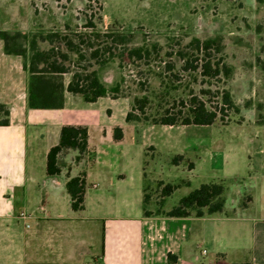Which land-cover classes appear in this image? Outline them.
<instances>
[{
    "label": "rangeland",
    "instance_id": "obj_1",
    "mask_svg": "<svg viewBox=\"0 0 264 264\" xmlns=\"http://www.w3.org/2000/svg\"><path fill=\"white\" fill-rule=\"evenodd\" d=\"M1 6L11 15L0 14V25L4 22L8 32L27 34V49L35 42L41 51L56 46L69 55L65 64L71 73L62 76L64 84L75 72L91 71H96L108 88L121 84L119 93L84 108L74 104L76 112L65 116L81 124H123L126 140L134 144V156L146 161L144 197L148 199L145 207L151 210L148 212L163 213L167 184L180 187L192 182L191 188L182 187L169 198V207L202 184L222 182L225 188L231 186L235 173L243 177L255 173L264 185V166L257 163L250 170L247 161L249 155L257 154L264 139V3L0 0ZM208 38L221 41L223 53L213 51L211 55L214 60L223 58L232 68L230 78H205L201 69H184L186 60L200 66L203 57L194 51L192 41ZM137 48L143 49L142 58L131 56ZM95 49L101 50V55L92 60ZM181 54H185L184 59ZM31 57L29 50L28 63ZM226 90L238 110L225 107L213 125L169 127L153 123L157 114L192 97L218 111ZM143 97L149 99L145 109L149 121L127 122L130 112L141 116L134 105ZM255 158L261 160L260 156ZM232 196L237 198L238 191ZM248 199L245 195L243 204Z\"/></svg>",
    "mask_w": 264,
    "mask_h": 264
},
{
    "label": "crops",
    "instance_id": "obj_2",
    "mask_svg": "<svg viewBox=\"0 0 264 264\" xmlns=\"http://www.w3.org/2000/svg\"><path fill=\"white\" fill-rule=\"evenodd\" d=\"M1 7V16L11 15ZM4 25L0 31H9ZM29 81L24 59L7 55L0 40V103L10 111L9 126L0 127V264H264L262 178L235 173L221 213L146 216V161L134 156L125 133L122 141L114 140V128L123 124H81L66 117L76 112L74 104L98 102L67 91L63 109H31ZM67 125L88 128L87 160L74 163L78 153L69 151L62 158L67 168L51 178L47 157ZM260 143L257 154L248 156L250 170L264 166V139ZM83 172L84 209L75 211L66 182ZM185 186L192 182L175 192ZM175 192L163 212L174 207L168 201ZM169 255L176 260L171 263Z\"/></svg>",
    "mask_w": 264,
    "mask_h": 264
},
{
    "label": "trees",
    "instance_id": "obj_3",
    "mask_svg": "<svg viewBox=\"0 0 264 264\" xmlns=\"http://www.w3.org/2000/svg\"><path fill=\"white\" fill-rule=\"evenodd\" d=\"M257 1L264 3V0ZM0 40L4 42L5 53L7 55L22 57L25 68L29 70V107L31 109H63L66 91L73 95L81 96L86 103H95L109 94H117L120 91V83H116L111 88H108L101 81L96 71L87 72L86 74L73 73L71 81L66 88L62 76L71 73L70 68L65 64L69 59V55L63 54L59 50L60 48L52 46L48 51H41L35 42H31L29 49H27L25 43L28 40V35L22 32L0 31ZM70 45L72 46V44ZM192 46L198 56H202L203 59L200 66H193L190 61L186 60L184 66L186 71L201 69L202 76L205 78L219 79L221 76L226 78L231 77L232 68L224 62L223 58L214 60L211 55L213 51L219 54L223 53V45L218 38L194 39ZM29 50L32 52V57L28 63L27 53ZM130 54L131 56L137 55L138 58H142L143 49H134ZM100 55L101 50L95 49L91 52V59L97 60ZM54 56L55 58H53ZM181 56L182 59L185 58V54H181ZM80 57L82 58V56ZM40 65H43L44 68H40ZM148 104V97L136 99L134 111H140L141 116L130 112L126 117V121H149L145 117V109ZM222 105L221 109L213 111L204 102L199 100L198 97H192L187 102L181 101L172 109L163 110L162 113L155 116L153 123L155 125L159 124L171 127L178 125L210 126L215 123L219 114L224 113L225 107L238 110L228 90L222 93ZM174 110L176 111L174 112ZM9 124V108L0 103V127L9 126ZM113 137L115 141H122L124 138L123 129L115 127ZM69 151H76L78 153L74 159V163H80L86 159L89 152V132L87 127L67 125L62 128L59 143L51 148L47 157V175L49 177L56 178L61 176L63 169L67 168V164L62 158ZM179 159H182V157H178ZM173 163L178 165V161ZM85 177L86 174L83 172L76 177L69 176L66 182V190L71 198V206L75 211L84 209ZM178 188L179 186L167 184L163 190L164 197H170ZM224 194L225 186L222 182L202 184L198 189L182 197L178 204L169 212L161 214L171 218H187L192 214H195L197 217H203L205 214L221 213L224 211L226 203ZM144 203L146 206L148 203L147 197H144ZM145 215L151 216L152 213L145 211ZM169 260L172 263L176 259L169 255Z\"/></svg>",
    "mask_w": 264,
    "mask_h": 264
}]
</instances>
